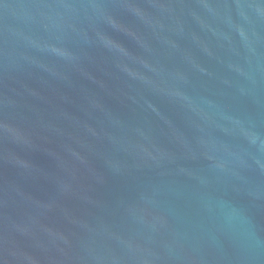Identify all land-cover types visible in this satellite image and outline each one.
I'll list each match as a JSON object with an SVG mask.
<instances>
[{"label":"water","instance_id":"obj_1","mask_svg":"<svg viewBox=\"0 0 264 264\" xmlns=\"http://www.w3.org/2000/svg\"><path fill=\"white\" fill-rule=\"evenodd\" d=\"M0 264H264V0H0Z\"/></svg>","mask_w":264,"mask_h":264}]
</instances>
